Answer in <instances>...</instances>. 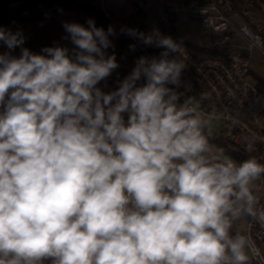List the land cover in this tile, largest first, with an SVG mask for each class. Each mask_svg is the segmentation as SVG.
Instances as JSON below:
<instances>
[{"label": "clouds", "instance_id": "clouds-1", "mask_svg": "<svg viewBox=\"0 0 264 264\" xmlns=\"http://www.w3.org/2000/svg\"><path fill=\"white\" fill-rule=\"evenodd\" d=\"M64 23L65 45L40 53L22 30L0 27V264H249L260 257L250 218L264 229L255 182L264 163L235 161L211 142L229 120L206 110L184 78L183 42L122 27L144 46L132 71L93 19ZM137 44L129 45L135 50ZM19 48L20 55H12ZM7 97V101H6ZM255 140H245V151ZM264 259V258H262Z\"/></svg>", "mask_w": 264, "mask_h": 264}, {"label": "built area", "instance_id": "built-area-1", "mask_svg": "<svg viewBox=\"0 0 264 264\" xmlns=\"http://www.w3.org/2000/svg\"><path fill=\"white\" fill-rule=\"evenodd\" d=\"M97 2L105 12V0ZM133 8L135 15L127 28L145 33L159 30L178 42H182L176 33L179 16L200 21L209 39L206 47L218 54H195L183 43L188 65L184 78L197 98L201 93L208 95L202 102L206 110L215 109L240 120L230 134L229 120L217 123L220 137L264 163V119L259 111L264 92L249 77L252 50L256 48L264 55V0H161L156 19L148 0H136ZM130 39L141 55L153 56L162 51ZM132 69L129 67V72ZM253 138L255 150L249 153L245 151V140ZM255 194L264 205V177L255 182ZM244 234L251 235L260 252V257L250 254V259L254 264H264V229L246 218Z\"/></svg>", "mask_w": 264, "mask_h": 264}, {"label": "rangeland", "instance_id": "rangeland-1", "mask_svg": "<svg viewBox=\"0 0 264 264\" xmlns=\"http://www.w3.org/2000/svg\"><path fill=\"white\" fill-rule=\"evenodd\" d=\"M136 0H105V6L103 9L113 19L119 21L122 25L127 27L131 19L135 15L133 5ZM152 6L151 14L153 18H157L158 7L161 0H148ZM87 19L77 18L72 14L61 17L56 22L40 23L34 25H22L17 24L10 30L13 32L22 30L26 41L24 47H27L34 53H40L41 49L46 46L65 45L71 47L68 40L65 39L67 33L64 30V23H79L87 26ZM177 36L187 43L194 45L206 46L209 43L208 37L205 35L202 25L198 19L191 18L188 16H179L178 24L176 27ZM8 49L0 42V53L6 52ZM110 54L115 53L119 67L113 72V74L107 79V86L110 88L117 87V80L123 79L129 72V66L125 62L120 49L117 45L113 44V47L107 50ZM12 55L19 56L20 49L17 48L12 51ZM251 71L264 78V55L258 50L253 49L250 53ZM253 81V75L249 76ZM105 83V82H104ZM7 101V97H6ZM3 111V108H0ZM259 111L264 119V98L259 106ZM212 131H219L218 125H214ZM246 218L234 222L232 232L233 234L239 232L244 234L245 232ZM250 259L249 264H252Z\"/></svg>", "mask_w": 264, "mask_h": 264}, {"label": "trees", "instance_id": "trees-1", "mask_svg": "<svg viewBox=\"0 0 264 264\" xmlns=\"http://www.w3.org/2000/svg\"><path fill=\"white\" fill-rule=\"evenodd\" d=\"M72 14L77 18L93 19L97 27H103L107 31L109 26L115 30V35L109 39L112 44L118 46L121 54L130 68H134L135 61L141 56L137 48L130 50L129 45L134 44L129 36L121 32L125 27L116 19L106 15L98 5L97 0H0V27L11 29L17 24L34 25L40 23L56 22L61 17ZM180 39V38H179ZM185 43L195 54L217 55L218 53L206 46ZM253 75V82L264 92V78L251 70L249 76ZM104 91L114 90L116 87H104ZM0 109V114H2ZM211 142L218 148H222L226 155L231 156L235 161L242 162L250 157L246 152L236 148L228 141L222 139L217 132L212 131ZM258 160V159H257ZM259 161V160H258ZM261 163V161H259ZM50 264L49 261H45ZM254 264V263H252Z\"/></svg>", "mask_w": 264, "mask_h": 264}]
</instances>
